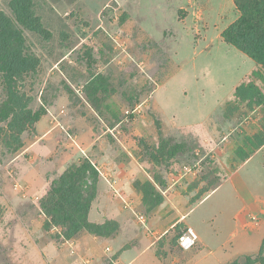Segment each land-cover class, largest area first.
Segmentation results:
<instances>
[{"label": "rangeland", "instance_id": "obj_1", "mask_svg": "<svg viewBox=\"0 0 264 264\" xmlns=\"http://www.w3.org/2000/svg\"><path fill=\"white\" fill-rule=\"evenodd\" d=\"M13 1L0 0V11L13 16ZM102 1L33 0L32 13L50 35L26 29V46L42 64L23 89L33 107L65 84L72 94L62 91L48 107L43 140L39 121L17 154L0 142V264L258 257L264 239L253 231L264 230V146L242 160L264 139V68L252 71L255 62H244L222 38L239 15L234 1L114 0L102 13L86 6ZM255 71L261 96L247 89L236 96ZM163 139L177 144L173 156L160 155ZM85 159L100 174L89 219L116 221V229L67 239L48 223L41 201ZM191 226L209 249L201 240L181 247Z\"/></svg>", "mask_w": 264, "mask_h": 264}, {"label": "trees", "instance_id": "obj_2", "mask_svg": "<svg viewBox=\"0 0 264 264\" xmlns=\"http://www.w3.org/2000/svg\"><path fill=\"white\" fill-rule=\"evenodd\" d=\"M33 0H14L10 16L0 11V142L10 154H17L23 147V135L39 122L47 113L48 107L60 97L62 91L72 94L70 87L55 88L52 97L46 93L43 103L31 106L34 100L23 89L24 81L39 72L41 56L26 46V29L47 38L49 31L39 25L32 13ZM240 16L222 32L223 40L248 55L264 68V0H235ZM259 74L255 71L248 83L238 87L236 96L245 90L261 96L254 82ZM257 80V79H256ZM255 80V81H256ZM50 82L46 90L51 87ZM177 146V144H176ZM176 146L171 140L163 139L159 153L161 156L174 155ZM264 139L257 143L242 161H247L261 147ZM99 170L89 159L73 165L56 178L41 201V207L48 223L61 228L65 238L70 239L83 231H97L108 235L114 231L116 221L94 224L90 221L92 204L98 194ZM154 188V185L148 184ZM264 263V240L258 257L243 255L230 264Z\"/></svg>", "mask_w": 264, "mask_h": 264}, {"label": "crops", "instance_id": "obj_3", "mask_svg": "<svg viewBox=\"0 0 264 264\" xmlns=\"http://www.w3.org/2000/svg\"><path fill=\"white\" fill-rule=\"evenodd\" d=\"M86 1V0H85ZM114 0H103L102 2H101V5H96V3L94 4V7H95V9H92V7L90 8V6H93V5H91L90 4V6L88 5V2H86V6L92 11V12H94V13H102L112 2H113ZM234 1V4H235V0H233ZM239 15H240V13H239ZM239 15H238V17H239ZM237 17V18H238ZM234 22V21H233ZM231 46V45H230ZM231 47H233V46H231ZM233 48H235V47H233ZM236 49V48H235ZM236 50H238V49H236ZM239 52H241L240 50H238ZM242 53V55H243V57H244V62H247V59H251V60H253L252 58H250L248 55H246L245 53H243V52H241ZM254 61V60H253ZM255 62V68L252 70V71H254V70H256L258 67H261L262 68V66L260 65V64H258L256 61H254ZM252 71H251V73H252ZM251 73H249V75L251 74ZM249 75H247L245 78H247ZM244 78V79H245ZM42 121V120H41ZM41 121L38 123V131H39V133H40V139L39 140H43L47 135H49L50 134V131H46V129H45V126H43V127H41V129H40V127H39V125H40V123H41ZM48 121V120H47ZM54 128V127H53ZM52 128V129H53ZM38 143H40V142H38ZM37 145V142L36 143H34L33 145H32V148L31 149H34V147ZM262 148V147H261ZM260 148V149H261ZM259 149V150H260ZM251 159V158H250ZM250 159H248V160H250ZM247 160V161H248ZM113 167V166H112ZM117 218V217H116ZM117 220L118 221H120V218H117ZM192 227V226H191ZM261 227L262 226H260V228H257L255 231H253L255 234H260V238L262 237L263 239H264V230L263 231H261L260 229H261ZM193 228V227H192ZM197 232V231H196ZM198 233V232H197ZM199 235V240H201L202 241V248L205 246V248H208V246H207V244H205L204 242H203V238L201 237V235L200 234H198ZM198 240V241H199ZM209 249V248H208Z\"/></svg>", "mask_w": 264, "mask_h": 264}, {"label": "built area", "instance_id": "obj_4", "mask_svg": "<svg viewBox=\"0 0 264 264\" xmlns=\"http://www.w3.org/2000/svg\"><path fill=\"white\" fill-rule=\"evenodd\" d=\"M199 240V235L196 230L192 227H189L187 231H185L179 237V243L183 249L189 250L193 248Z\"/></svg>", "mask_w": 264, "mask_h": 264}]
</instances>
